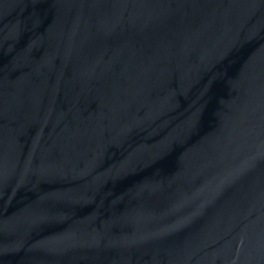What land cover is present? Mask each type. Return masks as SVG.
I'll list each match as a JSON object with an SVG mask.
<instances>
[{"label":"water","instance_id":"obj_1","mask_svg":"<svg viewBox=\"0 0 264 264\" xmlns=\"http://www.w3.org/2000/svg\"><path fill=\"white\" fill-rule=\"evenodd\" d=\"M0 264H264V0H0Z\"/></svg>","mask_w":264,"mask_h":264}]
</instances>
